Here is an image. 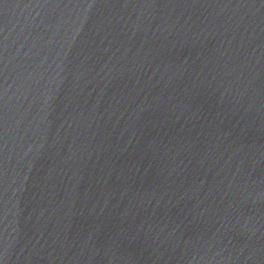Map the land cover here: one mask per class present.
I'll list each match as a JSON object with an SVG mask.
<instances>
[{
    "label": "water",
    "instance_id": "1",
    "mask_svg": "<svg viewBox=\"0 0 264 264\" xmlns=\"http://www.w3.org/2000/svg\"><path fill=\"white\" fill-rule=\"evenodd\" d=\"M0 264H264V0H0Z\"/></svg>",
    "mask_w": 264,
    "mask_h": 264
}]
</instances>
